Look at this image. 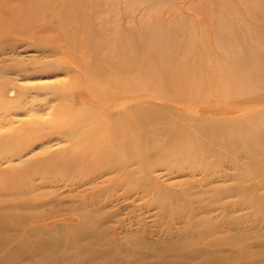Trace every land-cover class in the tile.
I'll list each match as a JSON object with an SVG mask.
<instances>
[{
    "label": "rangeland",
    "instance_id": "rangeland-1",
    "mask_svg": "<svg viewBox=\"0 0 264 264\" xmlns=\"http://www.w3.org/2000/svg\"><path fill=\"white\" fill-rule=\"evenodd\" d=\"M30 41L0 38V264H98L100 259L99 264H264V139L260 143L255 136L253 150L244 139L248 129L261 127L256 116L245 117L257 112L254 97L192 107L141 104L152 116L145 121L142 153L100 165L73 150L76 137L61 124L62 101L47 88L73 84L75 72H56L52 45ZM63 62L70 69V60ZM33 70L37 73L29 76ZM73 109L109 124L124 120L100 105L76 103ZM126 112L133 117L132 110ZM154 118L160 119L158 127ZM28 127L37 131L28 135ZM172 147L178 155L170 160ZM68 149L87 164L74 166L62 158Z\"/></svg>",
    "mask_w": 264,
    "mask_h": 264
},
{
    "label": "bare ground",
    "instance_id": "bare-ground-1",
    "mask_svg": "<svg viewBox=\"0 0 264 264\" xmlns=\"http://www.w3.org/2000/svg\"><path fill=\"white\" fill-rule=\"evenodd\" d=\"M164 7L166 10H163ZM51 21H59L60 24L55 25ZM38 27L40 29L35 30ZM32 31L36 32L32 35ZM33 36L35 40L38 39L37 42L52 45L49 52L55 55L56 72H75L73 84L48 85L47 88L53 89V93L62 101L59 110L61 124L69 126L68 133L76 137L73 138V150H80L82 155L91 156L100 165L121 164V155L137 158L142 153L146 140L145 121L152 117L145 107L140 108L144 103L166 102L192 107L212 99L240 101L254 97L252 102L259 104L255 108L257 112L252 109L246 112L245 117L249 114L247 118L250 117L251 120L256 116L261 127L256 130L246 129L248 134L244 132V139L250 147L256 139L259 142L264 139V0H0V38L18 37L30 41ZM63 58L70 60V69L64 65ZM36 73L33 70L28 75ZM76 103H89L92 107L100 105L104 112L110 114L115 110V115H124V120L109 124L101 119H90L87 112H74L73 104ZM129 109L132 110L133 117L127 114ZM70 110L73 111L69 116L66 111ZM245 121L247 125L249 120ZM158 122L160 119L154 122L155 127L160 124ZM32 123L39 122L36 120ZM153 124L151 123V130L155 133ZM35 131L37 129L34 127H28L26 134H33ZM78 133L80 136H77ZM10 139L14 140L13 137ZM172 139L170 142L166 139L169 142L165 141L167 146H173ZM190 140L191 138L188 141ZM23 141L26 142L25 139ZM175 144L177 147V142ZM233 144L230 143L229 148ZM253 146L251 150L257 148ZM175 150L173 147L171 153L167 150L168 159L178 155V149ZM200 150L198 153L204 152ZM69 151H62L65 153L62 158L71 165H83L85 161L81 163L80 159L81 164L77 163L79 158H76L75 151ZM194 151L190 152L194 154ZM250 153L252 155L254 152ZM261 153L263 152H260L262 157ZM82 155L78 156L84 158ZM58 156L54 158L59 159ZM70 163L67 162V165ZM198 234H202L201 229ZM14 243L16 244L15 240L12 244ZM77 252L80 256L77 257L81 260L83 254Z\"/></svg>",
    "mask_w": 264,
    "mask_h": 264
}]
</instances>
